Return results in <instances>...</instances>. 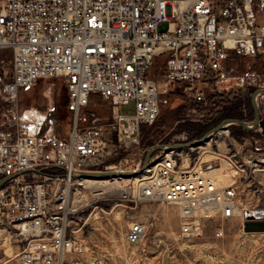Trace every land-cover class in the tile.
Instances as JSON below:
<instances>
[{
	"label": "built area",
	"instance_id": "2783aa9c",
	"mask_svg": "<svg viewBox=\"0 0 264 264\" xmlns=\"http://www.w3.org/2000/svg\"><path fill=\"white\" fill-rule=\"evenodd\" d=\"M3 52L11 75H0V229L25 243L16 263L104 264L70 228L69 196L82 182L75 177L98 172L113 153L110 133L82 116L90 99L111 105L117 145L134 148L170 95L182 94L194 113L215 96L205 97L204 88L223 82L231 56L264 55V0H0ZM56 78L66 86V132L54 107L41 112L18 103L38 81ZM132 103L133 116L118 114ZM196 149L150 159L133 201L177 206L183 237L214 218L263 220L238 208L233 186L204 175L212 164L199 154L191 159ZM145 233L136 222L125 241L137 245ZM222 235L217 226L214 237Z\"/></svg>",
	"mask_w": 264,
	"mask_h": 264
},
{
	"label": "rangeland",
	"instance_id": "374dc122",
	"mask_svg": "<svg viewBox=\"0 0 264 264\" xmlns=\"http://www.w3.org/2000/svg\"><path fill=\"white\" fill-rule=\"evenodd\" d=\"M10 61L9 54L0 53V75L6 78L11 75ZM226 64L223 82L204 88L205 97L214 93L223 99L219 115L210 113L209 100L206 107L197 106L193 113L188 99L176 92L170 95L156 124L140 130L139 143L134 148L117 145L111 105L101 98H91L82 116L92 115L91 119L104 126V130L110 133V148L113 149L112 155L102 160L97 171L134 172L132 170L136 168L141 169L152 149L162 147L154 150L150 159L158 157L166 147L198 141L225 120L251 123L254 119L252 93L264 89V55L255 59L234 58ZM66 95L62 79L43 80L38 81L30 92L21 93L18 103L20 108L41 112L54 107L58 130L66 132L71 123L66 111ZM258 95L255 103L261 118L264 115V92ZM133 113V103L118 107L121 116L131 117ZM224 130L214 132L195 147L198 149L191 153V159L199 154L200 161L212 164L211 170L222 169L225 165L231 178L225 185L219 183L218 186L234 187L238 208L264 212L262 129L257 126L254 130H247L230 124ZM114 179L95 178L93 180L98 184H76L71 189L69 197L74 215L70 228L84 241L91 257L99 258L104 264H264V233L245 234L239 216L204 221L199 234L183 237L177 206L159 202L135 203L134 191L141 179L138 176L134 180L120 178L115 183ZM136 222L145 226L146 233L137 245L132 246L126 243L125 237ZM217 226L222 227L223 235L216 239ZM24 245L12 231L0 229V264H17L16 255Z\"/></svg>",
	"mask_w": 264,
	"mask_h": 264
},
{
	"label": "water",
	"instance_id": "95a60500",
	"mask_svg": "<svg viewBox=\"0 0 264 264\" xmlns=\"http://www.w3.org/2000/svg\"><path fill=\"white\" fill-rule=\"evenodd\" d=\"M260 92H264V89L257 90V91L252 93L251 108H252V111H254V119L251 123H246V122L244 123L242 121L235 120V119L225 120L219 126H217L215 129H213V131H211L207 136L202 137L198 141H194V142H191L188 144H182V145H173V146L164 148V150H166V149H168V150H182L183 148L198 147L199 144L205 142V140L208 136H210L214 132H217L221 128L225 129V127L229 126L230 124H235L239 128L247 129V130H254L258 126L262 129V133L264 134V115H262V117L260 118V114H259V111H257V107H256V103H255L256 96ZM156 149L160 150V149H162V147H157L155 149L150 150V152H148V154L145 157V160L143 162L144 163L143 166L135 174L130 173V172L116 173V172H109V171L87 172V173H84L81 175H77L75 178L80 179V180H87V179H95V178H103V177H106V178L111 177V178H118L119 179V178H131V177L139 176L148 167L151 155H152L153 151ZM203 168L205 170H209L212 168V165L206 164V165H204ZM4 182L5 181L0 182V188L4 184ZM243 223H244L243 224V232L245 234H248V233H264V220H262V219L261 220H248V221H245Z\"/></svg>",
	"mask_w": 264,
	"mask_h": 264
},
{
	"label": "bare ground",
	"instance_id": "6f19581e",
	"mask_svg": "<svg viewBox=\"0 0 264 264\" xmlns=\"http://www.w3.org/2000/svg\"><path fill=\"white\" fill-rule=\"evenodd\" d=\"M224 129L221 128L218 130V132H222ZM225 131V130H224ZM226 164V163H225ZM228 169V168H227ZM229 170V169H228ZM138 170L136 169L134 172H130V173H136ZM119 172H123V171H119ZM116 172V173H119ZM206 177H210L212 178L216 185H218L219 183H223L225 185V183H227L229 181V179L231 178L230 173H228L225 170V165L222 166V169H214V170H210L205 172L204 174ZM135 177H131V179H133ZM120 179V178H119ZM118 178H115L114 183L117 182L119 180ZM134 180V179H133ZM83 183H91V184H98L97 181L93 180V179H87V180H82V182L79 185H82ZM220 184V185H221ZM77 186V185H76ZM74 190V189H73ZM107 192V191H106ZM113 192V191H112ZM109 193V192H108ZM71 194V193H70ZM111 194V193H110ZM118 194V193H117ZM119 194L121 195L122 192H119ZM178 209V208H177ZM250 212H253L254 214H256L258 217H264V212L261 210H249Z\"/></svg>",
	"mask_w": 264,
	"mask_h": 264
},
{
	"label": "trees",
	"instance_id": "16d2710c",
	"mask_svg": "<svg viewBox=\"0 0 264 264\" xmlns=\"http://www.w3.org/2000/svg\"><path fill=\"white\" fill-rule=\"evenodd\" d=\"M261 56H263V55H261ZM234 58H241V57H238V56H235V55H233V56H231V58H229V60H231V59H234ZM221 101H223V99L220 97V96H213L210 100H209V107H212V109H210L211 110V112L210 113H212L213 114V116H217V115H219L221 112H220V109H221V107H222V102ZM192 105V104H191ZM194 105H192V107H193ZM194 107H196V106H194ZM142 130V129H141Z\"/></svg>",
	"mask_w": 264,
	"mask_h": 264
}]
</instances>
